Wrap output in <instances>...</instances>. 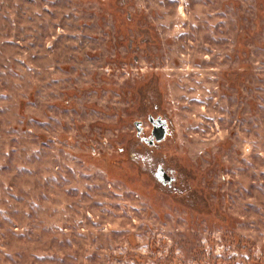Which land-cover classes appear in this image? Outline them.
<instances>
[{
    "label": "rangeland",
    "instance_id": "rangeland-1",
    "mask_svg": "<svg viewBox=\"0 0 264 264\" xmlns=\"http://www.w3.org/2000/svg\"><path fill=\"white\" fill-rule=\"evenodd\" d=\"M0 264H264V0H0Z\"/></svg>",
    "mask_w": 264,
    "mask_h": 264
},
{
    "label": "flooded vegetation",
    "instance_id": "flooded-vegetation-1",
    "mask_svg": "<svg viewBox=\"0 0 264 264\" xmlns=\"http://www.w3.org/2000/svg\"><path fill=\"white\" fill-rule=\"evenodd\" d=\"M153 119L155 121L157 120V118H153ZM155 125H156L158 131L153 133L154 132V129H153L151 137H149V138L140 137V141L150 148L156 146L155 141L157 139V135L158 136L161 135L163 132L162 129L164 128L163 123L155 122ZM153 171H154L153 173H154V177L156 178V180L159 183H161L164 187L174 188L176 186L178 179L176 178L175 171L167 169L163 164L155 165ZM175 189H176V187H175Z\"/></svg>",
    "mask_w": 264,
    "mask_h": 264
},
{
    "label": "water",
    "instance_id": "water-1",
    "mask_svg": "<svg viewBox=\"0 0 264 264\" xmlns=\"http://www.w3.org/2000/svg\"><path fill=\"white\" fill-rule=\"evenodd\" d=\"M150 122L152 123V125L154 126V132L153 133H155V132H157L158 130H157V127H156V125H155V122H159V123H163V126H164V128L162 129L163 130V132H162V134L161 135H157V139H156V141L158 142V143H160V142H162L163 140H165V138H166V135H167V122L162 118V117H159V118H157V120L155 121L152 117L150 118ZM142 123H136V127H137V130H138V136L140 137L141 135H142V133H143V128H142Z\"/></svg>",
    "mask_w": 264,
    "mask_h": 264
}]
</instances>
